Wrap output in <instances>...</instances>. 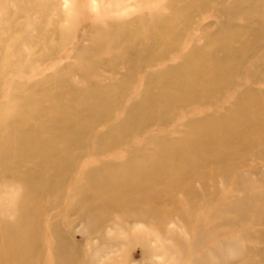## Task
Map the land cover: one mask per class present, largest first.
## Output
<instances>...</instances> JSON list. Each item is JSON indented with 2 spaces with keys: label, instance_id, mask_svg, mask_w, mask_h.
Wrapping results in <instances>:
<instances>
[{
  "label": "bare ground",
  "instance_id": "bare-ground-1",
  "mask_svg": "<svg viewBox=\"0 0 264 264\" xmlns=\"http://www.w3.org/2000/svg\"><path fill=\"white\" fill-rule=\"evenodd\" d=\"M16 1L20 4L14 14L10 6L15 0H0L6 17L0 19V34L3 30L8 34L6 38L0 36V77L7 75L5 79L9 74L34 73L46 51L52 55L64 44L63 23L71 22L61 11L52 19L53 0ZM113 1L120 10L122 1ZM153 1L142 0L141 12L146 17L141 15L127 24L110 23L105 28L96 26L89 46L81 47L72 64L31 85H12L7 101L0 105V264H44L40 223L49 203L62 212L70 211L69 215L98 236L146 229L165 255L163 239L174 240V253L169 252L174 256L172 263L181 261L178 258L183 253L203 248L224 229L239 228V237L216 243L217 249L232 251L237 242L247 238L264 242V230L253 234L241 228L259 218L264 222V196L250 192L253 183L264 185V98L257 92L264 82V65L260 75L250 77L257 83L243 92L242 102L230 108L225 119L191 123L175 142L163 137L152 141L150 137L146 145L152 146L149 144L145 152L129 144L133 135L144 133L175 107L202 101L218 84L231 79L235 62L230 56L213 52L229 51L232 43L243 48L241 38L248 41L251 50H258V44L264 43V0L231 1L229 14L233 18L227 25H220L214 36H206L205 47H192L180 64L164 70H158L157 65L178 51L182 42L183 33L177 25L191 24L195 16L204 14L211 5H223L224 0H165L169 15L163 18L149 7ZM235 9L238 11L234 13ZM37 10L43 24L31 30L28 17ZM11 13L17 15L16 23L22 28H14ZM237 15L248 25L233 23ZM9 50L15 62L8 60ZM260 50L264 56V44ZM28 55L30 61L24 65ZM119 67L124 68V75L113 77ZM101 72L112 75L105 85L92 80ZM143 72L140 93L123 103L129 86ZM71 76H76L82 86L62 85L63 77ZM109 121L113 125L105 127ZM98 126L104 130L91 140ZM122 147H127L124 155L113 154ZM88 157L98 160L97 164L80 167V161ZM247 157L263 164L251 167L246 176L240 175L238 170ZM70 173L69 180L61 182ZM215 178L242 192V197L215 199L217 192L208 185ZM196 180L202 183L201 194L192 189ZM180 187L186 203L180 210H164L174 204V191ZM200 208L207 210L204 219L196 213ZM126 216L132 222H113ZM174 216L181 222L180 227L175 224L181 231L193 234L192 245L184 239L186 245L180 246L183 239L167 233L165 226L172 224ZM203 221L209 225L207 230H202ZM61 222L44 224L50 237V260L45 264H93L94 258L67 249L70 244ZM217 249H208L185 264H228ZM249 255H256L259 264H264V248L251 249Z\"/></svg>",
  "mask_w": 264,
  "mask_h": 264
},
{
  "label": "rangeland",
  "instance_id": "rangeland-1",
  "mask_svg": "<svg viewBox=\"0 0 264 264\" xmlns=\"http://www.w3.org/2000/svg\"><path fill=\"white\" fill-rule=\"evenodd\" d=\"M53 1L55 2L56 11L54 10V12L52 13V19H56L60 13L58 11H61L62 17L64 19L68 18V20H71V22L69 23H72L71 26L68 22L63 23V28L65 31L64 44L59 47L57 51H55V49L54 54L50 53L52 55H46V51V53L44 54L45 58L42 65H40L39 68L34 71V73L29 75L9 74V79H5L7 75L1 76L0 105L7 101L8 95L12 90V85H15L17 87L31 85L44 79L47 76L55 74L57 70L62 69L66 65L72 64V57L77 52H79L81 47L89 46L88 40L92 39L95 36L91 32L93 31V29H95L96 26L105 28L110 26V23H115L116 25L127 24L130 21H133V19H135L136 17H139L141 15H144L145 17L147 16L145 15L146 13L144 14V12H141V9L143 7L142 0H121L122 6L119 7L120 10L118 9V7H114L115 1L113 0H93L95 2H91V0ZM64 1L66 2V4L64 3ZM231 1L233 0H224V4L221 6H219L218 4L211 5L212 7L209 10L205 11L204 14L195 16L191 24L182 27L178 24V30L181 29L183 33L182 42H180L179 44V49L178 51L174 50L173 53H170L167 56V60L157 65L156 68L158 70H164L172 65H178L182 62L183 55L187 53L192 47H205L206 36H214L219 32L217 28L220 27V25H227L228 20L230 21V19L233 18L231 14H229V11L231 9ZM153 2L155 3L149 5V7L155 9V11L162 15V18L169 15L168 10L165 8V0H154ZM146 3H150V1H146ZM19 4L20 3L15 0V4L13 6H10L11 8L9 7L11 11L14 12V14L18 13L17 8L19 7ZM1 7L2 6L0 5V19H5V10ZM237 11L238 10L235 9L234 13ZM14 14H12L13 17H11L10 20L14 22V28L20 29L22 28V25L16 23L18 22L17 15L14 16ZM28 20H30L31 26H29V28L31 30L33 29V27H38L43 24V17L39 10H37L35 14L31 13V15L28 17ZM232 22H235L240 27L248 25V23H245V21H243V19L238 15L232 20ZM101 28L100 30H103ZM27 29L28 26L26 27V30ZM7 35L8 34H6L4 30L0 34V36L3 38H6ZM86 35L87 38H85ZM240 40L245 43V46L243 48L240 47V43H232L229 47H234H232L233 49H230L229 51L222 50L213 52L214 55L216 54L218 56H230L235 62L233 65L231 79H229L228 81H226V79L223 83L218 84V86L216 87L217 89L213 91L212 94L207 96L206 99L198 101L197 103L195 102L192 104H184L175 107L173 112L169 113V115L164 116L162 120L157 121L144 133H137L133 135L132 139H130L129 141V144H131L134 148H137V150L145 152L148 145L150 144L149 143L148 145H146L150 137L152 141L160 140L161 137H163L162 139L166 140L174 139L175 142V137H177L180 132L191 123L202 121L210 122L217 119H225L229 109L239 105V102H242V94H244L248 89H252L253 84L257 83L250 77L254 75V78H256V76L260 75L262 73V65H264V56L262 55L263 51L260 50V47L264 43H259L258 45L260 47L257 46L258 50L255 52L253 51V49L251 50L250 46L247 45L248 41H246L244 38H241ZM54 44L55 43H52V45ZM60 56H62L63 58H60ZM30 58V55H28V57L23 61V64H28ZM260 59L261 61H258ZM8 60L11 62L16 61L15 55H13L11 50H9L8 52ZM17 64L19 63H15V65ZM8 68L9 67H7V69ZM144 72L139 73L133 80V82L129 86L126 97H124L125 99L123 103L130 102L131 98L136 97V95L140 93L142 86L141 76L144 74ZM96 74L93 75L94 77H92V80L93 82H96L100 85H105L107 79L112 77V75L103 72H101L100 75ZM123 75L124 68L119 67L117 69V73L113 77H122ZM62 81V85H68L70 83L73 86H82L76 76L63 77ZM259 84L260 83H258L257 85ZM257 89V92L260 93V96H263L264 98V82H262ZM120 112L121 111H118V115L116 112V118L120 116ZM112 125L113 122L109 121L105 127H110ZM38 126L42 127L41 125ZM103 130V126H98L93 133V138L90 139L94 140V136H98V134ZM48 132L52 131L48 130ZM53 134H56V132H53ZM145 145L146 148H143ZM149 146L151 147L152 145L150 144ZM125 149H127V147L117 148L114 150L113 154H116V156L124 155ZM133 154H136V152ZM249 158L250 157H247V159ZM247 159L244 163V166L238 170L240 175L246 176V172L249 171L251 167L261 166L263 164V161L253 158L249 159V162L247 163ZM97 162L98 160H96L94 157H88L80 161V164H82L80 167L94 166L95 164H97ZM70 176L71 173L66 180L61 182L64 183L65 181L69 180ZM253 179L254 176L251 177L252 181ZM208 185L210 187V190H212L213 188V190L217 192V195H215V199L226 196L228 200H235L242 197L243 195L242 192L232 188V186L222 185L220 180L217 178H215L214 180H210ZM192 189L194 190V192L201 194L203 190L201 181H194L192 184ZM3 190L5 192L7 189L4 188ZM250 192H252L253 194H257L258 196H264V185L262 183L255 182L253 183ZM68 199L69 197H66L64 199L65 202ZM174 199V204H172V206L169 205L168 207H165L164 210L168 209L169 211H171L173 207L174 210L175 207L180 210L184 203H186V198L183 195V190H181V187L177 192L174 191ZM47 207L40 223V227H43L40 230L41 242L45 247V255L44 257H42V261L44 262V264L46 260H50V237L48 236L49 234L46 226H49L47 222L50 223L54 220H61L62 228L67 231V243L70 244V247H68L67 249H70V251L74 252L76 255L94 258V260L92 261L93 264H185L188 259H196L208 249H217L215 246L216 243H223L231 237L237 238L240 234L239 228L224 229L216 234V236H214V239L208 242L207 245H205L203 248H200L198 250L194 249L192 253H189V251L183 253L181 254V259L178 258L181 261L172 263L173 261H171L170 258H174V256H171L169 252L172 251L174 253V246L176 245V241L174 242V240L170 241V239H163V246L167 248L165 249L167 253L165 255L159 245L156 244L157 240L154 239V235L148 233L146 229H128V231H125V233L119 231H111L98 236V233L95 234L93 229H90L89 231L83 223L78 222V220H76L73 215H69L70 211L62 212L61 208H55L54 206H51L50 203ZM196 213L204 219L207 210L204 208H200ZM173 219L175 222L172 221V224L165 226L167 233L168 231H170L171 234H174L175 237H177L176 239H183L180 240L182 241V243L180 242V246L186 245V243H184V239L188 240V243L192 245L194 243L193 234L187 232L186 230L181 231L177 227V225H175L178 224V226L180 227L181 224L177 216H174ZM255 219L257 220V217H255ZM9 220H12V218H10ZM123 221L125 222V224H127L129 222H132V218L126 216L123 218V220L114 219L113 222L118 224L123 223ZM45 223L46 226H44ZM208 227L209 225L207 221H203L202 230H207ZM241 228L246 229L253 234H257L258 232L264 230V222H261L259 218L257 222L244 223ZM185 232H187L188 234H186ZM168 235L169 234H163L164 237H167ZM255 248H264V242L259 241L256 238H247L243 241L237 242V244L233 246L232 251H229V249L226 247H220L216 251H218L217 253L221 258L223 257L228 261V264H259L256 255H249V251ZM107 257L111 258V260H108Z\"/></svg>",
  "mask_w": 264,
  "mask_h": 264
}]
</instances>
